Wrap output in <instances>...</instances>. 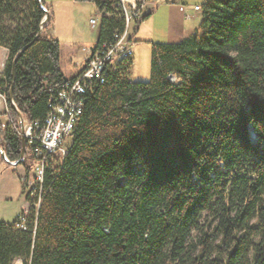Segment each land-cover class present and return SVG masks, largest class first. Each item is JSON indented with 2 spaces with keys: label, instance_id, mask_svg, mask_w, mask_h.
Listing matches in <instances>:
<instances>
[{
  "label": "trees",
  "instance_id": "1",
  "mask_svg": "<svg viewBox=\"0 0 264 264\" xmlns=\"http://www.w3.org/2000/svg\"><path fill=\"white\" fill-rule=\"evenodd\" d=\"M74 1L99 12L91 48L122 32L118 0ZM44 16L38 0H0V94L15 121L41 122L72 77ZM131 58L82 94L39 202L27 195V211L0 221V264H264V0H205L192 35L152 43L147 82L128 78ZM21 148L0 127L9 161Z\"/></svg>",
  "mask_w": 264,
  "mask_h": 264
},
{
  "label": "built area",
  "instance_id": "2",
  "mask_svg": "<svg viewBox=\"0 0 264 264\" xmlns=\"http://www.w3.org/2000/svg\"><path fill=\"white\" fill-rule=\"evenodd\" d=\"M159 1L162 3V0ZM169 1L176 2L177 0ZM120 5L124 18L122 32L116 33L111 43L94 49L82 47L84 53L82 65L74 76L64 80L41 122L27 120L22 116L15 121L7 109L2 112L3 118L0 115V127L10 128L20 136L25 142V149L27 148L32 156L30 169L20 176L19 181L26 190L25 194L31 197L37 195L38 202L45 169L49 164L60 160L67 152L70 133L82 112V94L93 81L102 80L104 73L112 69L120 58L133 55L134 42L130 36L131 25L139 18L143 4L138 7L136 4L125 5L120 1ZM191 9L200 11L201 6L194 5ZM95 22V19L89 20L92 26ZM0 96L4 99L2 95ZM3 158L12 165L17 162V160L9 161L4 155ZM35 205L38 206V203ZM16 225L24 228L23 216L18 217Z\"/></svg>",
  "mask_w": 264,
  "mask_h": 264
},
{
  "label": "rangeland",
  "instance_id": "3",
  "mask_svg": "<svg viewBox=\"0 0 264 264\" xmlns=\"http://www.w3.org/2000/svg\"><path fill=\"white\" fill-rule=\"evenodd\" d=\"M45 3L49 6V13L52 12L51 29H53V36L57 38L63 45L60 49V64L62 70L66 76L71 75L73 72L74 65L73 63H67L63 58V52L65 51L63 46L71 45L77 48L76 57H83L82 53L83 47H90L95 43V33L97 28L91 29L89 24V19L95 16L96 19V7L94 3L89 1L75 2L74 0H44ZM119 1V0H118ZM169 0H162L166 2ZM199 1V0H197ZM143 2H146L145 0ZM141 2V3H143ZM125 5H131L123 2ZM161 1L151 0L148 3H144L143 11H147L152 8V11L149 18H153V25L143 26L140 35L142 36H151L150 42H146L144 39L143 43L139 41L135 42V45L138 44L139 47H133V58L134 62L130 68L128 78L135 82H147L150 80V63H151V45L152 43H165L172 44L177 43L173 42L170 39V36H167L164 33V30H168L164 27V24L161 20L162 13L160 11ZM199 3V2H198ZM159 9V11H158ZM141 22L138 25V30H140ZM133 25H131L132 28ZM138 30L135 32L137 34ZM145 30V31H144ZM132 30L130 34H132ZM165 34V35H164ZM133 39V34H132ZM171 41V42H170ZM7 58V51L0 48V79L2 70ZM71 64V65H70ZM76 68V67H75ZM74 68V69H75ZM169 80L174 81V77L170 76ZM1 95V94H0ZM7 109L4 104V99L0 96V115L2 112ZM3 118V116H2ZM262 121L264 124V112L262 116ZM1 123V122H0ZM15 166V165H14ZM12 166H7V164L1 160L0 161V220L11 221L14 220L17 214L19 213L21 207L23 206L24 195L26 190L21 186L19 181L20 176L25 173L22 171L18 174V179L13 170ZM15 169V167H13ZM24 168V167H23ZM4 169V170H3ZM6 169V170H5ZM15 264H19L17 261Z\"/></svg>",
  "mask_w": 264,
  "mask_h": 264
},
{
  "label": "crops",
  "instance_id": "4",
  "mask_svg": "<svg viewBox=\"0 0 264 264\" xmlns=\"http://www.w3.org/2000/svg\"><path fill=\"white\" fill-rule=\"evenodd\" d=\"M119 1H122V2H125L127 4L133 5V4H137V3L143 2L144 0H119ZM145 1L146 2H144V3H148L151 0H145ZM204 1L205 0H199V1H197V0H177L176 2H170V1H166L164 3L162 2L163 4L160 5V11L162 13L161 20H162V22L164 24V27L168 30L167 32L164 30V33L167 36H170V39H167V40H172V41L174 40L173 42L180 41V40L192 35L195 32V30L197 29V27L199 25V22L201 20V11H194V10L191 9V7L194 6V5L202 6ZM144 3H143V5H144ZM45 6L49 9V6L46 3H45ZM50 9H49V11H50ZM158 11H159V9H158ZM50 14H51V17H52V12H50ZM186 16H188V17H186ZM90 19H95V16L90 18ZM152 19L153 18H149L148 17L146 20L142 21L143 23L141 24L142 27H140V30H138V27L134 28L132 26L131 30L133 32L132 33L133 34V39L132 40L134 42V49L139 47L138 44L135 45V42H137V41H139L140 43L144 42L143 40H137V39H144V40H146V42H148V43L150 42L149 39L152 38L151 36H148V35L147 36H142V35H140V33H141V30L143 29V26H146L147 23H148L147 25H150V27H152V25H153ZM95 20H96V22H95V24L93 26L89 23L90 24V28L92 30L97 28V31L95 33L96 41H95L94 44H92L90 46V48L93 47L96 44V42H97L98 21H99V12H98L97 9H96V19ZM49 28H50L49 29V34H50V36H53V34H52L53 29H51V23H50V27ZM137 30H138V32L135 35V32ZM132 34H130L131 38H132ZM58 42H59L60 49H61L63 44L59 40H58ZM63 47L65 48L64 49L65 51L63 52L62 58L67 63H69V62L73 63L74 68L76 67L75 69L73 68V70H72L73 72L71 73V75L67 76V77H70V76H73L77 72L79 67L82 65L83 60H84V55L81 58L80 57H76V52H77V48L78 47L76 48L75 46H71V45H66V46H63ZM1 49H4V48H1ZM134 49H133V51H134ZM81 50H82V48H81ZM131 61H132V65H133V62H134L133 56L131 58ZM60 66H61V64H60ZM61 69H62V67H61ZM11 166H12L11 169L13 170V172L15 173V175L17 176V179H18V174L21 173L22 171H24L23 166L21 164H16L15 166L14 165H11ZM13 167H15V169ZM23 197H25V195ZM27 208H28V203L24 199L23 206L21 207L20 211H27ZM0 221L12 222L13 219L11 221H5V220H0Z\"/></svg>",
  "mask_w": 264,
  "mask_h": 264
},
{
  "label": "water",
  "instance_id": "5",
  "mask_svg": "<svg viewBox=\"0 0 264 264\" xmlns=\"http://www.w3.org/2000/svg\"><path fill=\"white\" fill-rule=\"evenodd\" d=\"M39 4H40V7L41 9L45 12V16L43 18V20L41 21V25H40V29L43 27V25H45L48 21V18H49V13L47 12V10L42 6V3H41V0H38ZM23 51V49L21 50ZM21 51L19 52V54L14 58V61L18 58V56L20 55ZM9 100L11 101V104L13 105V107L15 108L14 106V103L12 102L11 100V95H9ZM19 117L20 114L18 115ZM24 150H25V142L24 140L22 139V148H21V156L24 154ZM0 154L2 155V151L0 150Z\"/></svg>",
  "mask_w": 264,
  "mask_h": 264
},
{
  "label": "bare ground",
  "instance_id": "6",
  "mask_svg": "<svg viewBox=\"0 0 264 264\" xmlns=\"http://www.w3.org/2000/svg\"><path fill=\"white\" fill-rule=\"evenodd\" d=\"M120 2V1H119ZM144 3V2H143ZM143 3H141V4H143ZM137 5V4H136ZM143 8V7H142ZM201 11V10H200ZM21 116V115H20ZM254 138V137H253ZM1 150V149H0ZM2 151V150H1ZM3 155H4V153H3V151H2V155L0 154V156H2V158H3ZM5 156V155H4ZM23 159V157L21 156V159L20 160H17V162H21V160ZM3 160H4V158H3ZM4 162L6 163V164H10V163H8V162H6L5 160H4ZM16 162V164H19V163H17ZM16 164H14V165H16ZM10 165H12V164H10ZM25 196H27L26 194H25Z\"/></svg>",
  "mask_w": 264,
  "mask_h": 264
}]
</instances>
